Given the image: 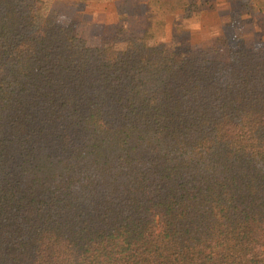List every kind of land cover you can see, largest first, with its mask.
Masks as SVG:
<instances>
[{"label": "trees", "instance_id": "1", "mask_svg": "<svg viewBox=\"0 0 264 264\" xmlns=\"http://www.w3.org/2000/svg\"><path fill=\"white\" fill-rule=\"evenodd\" d=\"M33 20L0 0V264H264V57L222 86Z\"/></svg>", "mask_w": 264, "mask_h": 264}, {"label": "rangeland", "instance_id": "2", "mask_svg": "<svg viewBox=\"0 0 264 264\" xmlns=\"http://www.w3.org/2000/svg\"><path fill=\"white\" fill-rule=\"evenodd\" d=\"M253 1L15 0L34 16L26 24L83 52L85 60L102 61L116 50L177 55L188 65L209 66L222 86L234 64L264 57V10ZM186 6H192L188 13Z\"/></svg>", "mask_w": 264, "mask_h": 264}]
</instances>
